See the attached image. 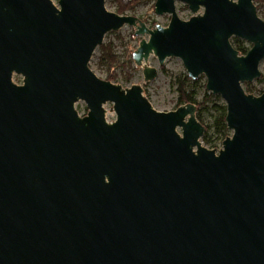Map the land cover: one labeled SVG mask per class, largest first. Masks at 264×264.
Segmentation results:
<instances>
[{
	"label": "water",
	"instance_id": "1",
	"mask_svg": "<svg viewBox=\"0 0 264 264\" xmlns=\"http://www.w3.org/2000/svg\"><path fill=\"white\" fill-rule=\"evenodd\" d=\"M176 1L156 0L171 18L149 28L106 0H0V264H264V92L243 86L261 76L264 16L255 0H180L182 18ZM124 25L148 35L133 51L146 81L152 54L179 57L225 100L218 151L195 103L158 110L92 70Z\"/></svg>",
	"mask_w": 264,
	"mask_h": 264
},
{
	"label": "rangeland",
	"instance_id": "2",
	"mask_svg": "<svg viewBox=\"0 0 264 264\" xmlns=\"http://www.w3.org/2000/svg\"><path fill=\"white\" fill-rule=\"evenodd\" d=\"M54 1L58 4V0ZM154 2V0H140L133 8H129L125 12H135V15L146 23L149 28H154L159 22L166 26L170 21L171 15L156 14L153 5ZM255 4L258 7V14L264 16V2L262 0H255ZM106 5L116 11L117 0H106ZM176 8L182 18L194 14L189 6L180 0L176 1ZM202 9L200 12H202ZM142 38L147 39L148 35L135 34V27L130 25H124L119 30L106 33L103 43L113 44V51L120 61L119 65L115 67V70L112 69L117 75L115 82L121 84L123 87H130L133 84L141 85L144 94L148 97L153 107H156L158 110L177 106L179 104V92L176 80L188 75L182 59L179 57H168L165 63L160 66L157 56L152 54L148 59L147 65L157 67L158 76L154 80L146 81L144 79L142 67L137 66L134 61L131 65H127L129 53L135 50ZM235 39H238V41L246 47L251 45L249 41L236 36L232 37L231 41L234 42ZM90 66L101 78H105L108 75L107 66L105 63H102L101 48H96L91 58ZM260 71L261 76L259 78L251 82L243 83L244 89L258 94L264 92V59L260 63ZM127 76L130 77L126 78ZM14 78L22 83L23 77L21 75L14 74ZM189 78L191 79L189 84H192L190 89H195L197 102H202L205 99V95L208 93L213 95L199 110L204 123L210 126V143H206L202 139L201 142L207 147L214 145L218 151L222 147L223 139L215 132L214 109L216 107L215 105H226V102L219 94H213L207 90V78L204 74H201L196 79ZM260 78L262 79L260 80ZM104 107L106 109V116L112 121L115 120L116 112L113 109V103L107 102ZM76 109L81 115L88 112L87 104L83 100H79L76 103ZM228 133H232V131L229 129Z\"/></svg>",
	"mask_w": 264,
	"mask_h": 264
},
{
	"label": "trees",
	"instance_id": "3",
	"mask_svg": "<svg viewBox=\"0 0 264 264\" xmlns=\"http://www.w3.org/2000/svg\"><path fill=\"white\" fill-rule=\"evenodd\" d=\"M140 0H117V8L116 12L120 14H124L125 11L129 8H133L136 4L139 3ZM156 1V0H154ZM264 2V0H262ZM155 5V2L153 3ZM258 8V7H257ZM234 47L239 51L240 54H246L248 50L250 49L251 45L249 47L244 46L238 39H235L234 42H232ZM99 48H101L102 51V63H105L108 69V75L105 79L115 81L117 79V75L115 74V67L119 65L120 61L118 60V57L115 55L113 51V44L112 43H102ZM133 63V52L129 53L128 59H127V65H131ZM114 69V70H112ZM130 76H127L126 78H129ZM262 78H260L261 80ZM191 79L188 75H186L184 78H178L176 80V83L178 84V92H179V106L187 103L192 102L197 105V117L200 122H202L206 126L205 133L202 137V140L206 143H210V136H209V129L210 126L205 124L203 121V118L201 116L200 107L206 103L207 100H209L213 95L210 93L205 95V99L202 102H197L196 99V92L195 89H190L192 84H189ZM215 118H214V126H215V132L220 136L223 140L228 136V127L226 123V114H227V107L225 104L222 105H215Z\"/></svg>",
	"mask_w": 264,
	"mask_h": 264
}]
</instances>
